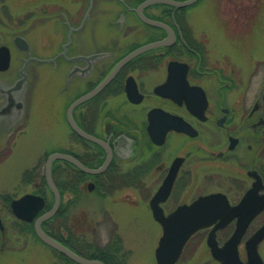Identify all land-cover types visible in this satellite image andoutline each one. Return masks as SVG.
<instances>
[{"label": "flooded vegetation", "instance_id": "flooded-vegetation-1", "mask_svg": "<svg viewBox=\"0 0 264 264\" xmlns=\"http://www.w3.org/2000/svg\"><path fill=\"white\" fill-rule=\"evenodd\" d=\"M109 1L113 12L105 14V0H36L37 18L50 23L48 40L37 48L51 53L48 64L65 79L66 153L95 171L106 164L110 154L104 146L76 133L68 116L70 108L99 87L130 53L169 38L166 30L148 25L137 14L136 9L147 0ZM153 9L161 12L151 14ZM143 13L172 29L174 40L126 62L104 89L75 107L71 114L74 124L105 143L111 161L97 174L66 162L70 198L42 225L80 257L104 264H126L130 251L122 254L120 237L114 231L106 244L89 243L90 226L114 230L118 224L115 220L90 224L85 208L78 236L68 224L77 198L95 194L100 199L139 197L143 201L136 200L133 206L146 207L157 224L154 199L169 181V192H163L157 203L165 216L213 194L226 196L235 207L256 191L251 209L264 199V70L258 69L257 82L250 85L235 77L230 61L210 60V46L202 44L180 9L155 5ZM38 27L42 28L41 23ZM33 63L37 62L29 66ZM21 79L8 81L9 88L0 95L3 131L13 128L25 112V81L19 84ZM239 79L244 81L239 83ZM53 206L54 201L50 210ZM21 222L34 228L35 221ZM263 225L264 206L251 221L242 245ZM236 226L234 219L217 231L219 245ZM212 228L199 231L190 241L205 231L207 244ZM0 231L5 232V227ZM221 233L228 234L225 240L220 239ZM53 251L68 264H79Z\"/></svg>", "mask_w": 264, "mask_h": 264}, {"label": "rangeland", "instance_id": "rangeland-1", "mask_svg": "<svg viewBox=\"0 0 264 264\" xmlns=\"http://www.w3.org/2000/svg\"><path fill=\"white\" fill-rule=\"evenodd\" d=\"M36 6V0H0V47L8 46L12 51L10 69L0 72V95H5L8 81L19 78L22 60L27 58L15 48V37L22 36L30 42L31 56L39 59L51 57V53L40 52L37 48L40 42L48 40L50 23L37 18ZM112 7L113 3L105 0V14L112 13ZM160 12L161 9L150 11L151 14ZM180 12L190 19V25L198 31L195 34L202 44L210 46V60L230 61L236 78H242L250 85L257 82L255 73L258 69L264 70V0H200ZM40 23L41 29L38 27ZM240 79L239 83L244 81ZM65 88L64 75L55 74L49 64H31L25 81V112L8 131L0 127V218L5 227V232L0 231V264H68L36 238L32 225L16 219L10 209L13 199L26 194H42V189L51 206L53 204V195L43 186L41 178L45 177L48 156L66 151L68 147L64 118L68 96ZM2 105L0 103V110ZM3 125L5 122L0 120V126ZM75 150L79 152V148ZM55 177L62 182L59 172ZM62 191L65 205L70 193ZM77 199L68 224L78 236H81L78 229L81 210L85 208L90 224L112 220L118 224L114 230L92 229L90 226L86 236L89 243L106 244L115 235L114 231L120 237L122 254L124 250L130 251L126 264H157L155 252L162 229L146 207L133 206L134 201H143L141 198L122 195L100 199L95 194ZM227 236L226 233L219 235L222 240ZM205 240V231L196 235L178 264H218ZM259 250L264 260V243ZM240 251L242 259L246 260L244 245Z\"/></svg>", "mask_w": 264, "mask_h": 264}, {"label": "water", "instance_id": "water-1", "mask_svg": "<svg viewBox=\"0 0 264 264\" xmlns=\"http://www.w3.org/2000/svg\"><path fill=\"white\" fill-rule=\"evenodd\" d=\"M199 0H187V1H176V0H147L142 3L136 12L139 17L148 25L164 29L168 32L169 38L157 43H151L145 45L136 51L126 56L120 63L118 69L123 66L126 62L132 60L134 57L142 52L168 45L170 40H174V33L172 29L166 26L164 23L148 19L144 15V10L152 5H168L176 9H182L194 5ZM14 45L22 51L29 52V43L23 37H16L14 39ZM34 58H29L25 61V64L20 71L22 79L19 84L26 81L27 74L26 70L28 65ZM42 62V61H41ZM45 62H50L47 60ZM11 65V50L7 46L0 47V71H7ZM118 69L113 72L99 87L88 95L83 96L77 100L69 110V120L73 126V129L80 136L94 141L104 146L110 156L106 164L99 170H90L80 164L75 158L65 153H53L46 161L45 165V179L49 189L52 191L55 204L54 207L38 217V215L45 209L46 200L44 197L35 194H26L19 199L11 202V209L16 218L26 221L33 222L35 220L34 229L37 237L41 242L56 250L65 257L79 264H104L99 260H89L80 257L66 246L52 238L48 233L44 231L42 225L45 221L51 219L59 211L61 206V195L58 187L55 184L53 178V165L56 161L72 162L81 170L87 173H101L103 172L111 161V153L108 146L102 141L95 139L80 128H78L71 117V114L76 106L82 102L90 99L97 93H99L108 83L115 77ZM169 186L163 187L156 195L153 203V215L154 219L162 226L163 234L159 240L158 247L155 252L157 264H177L180 260L184 248L186 247L189 240L198 231L213 227L207 244L211 250L212 257L220 262V264H264V261L259 253V245L264 240V225L245 243V251L247 260L243 261L240 256V245L243 237L254 217L261 211L264 206V199L255 206V209H251L252 201L251 198L255 195L256 191H252L246 195L241 203L235 207H232L226 196L222 194H213L209 196L200 197L190 205H183L175 210L168 216H165L163 210L157 204L160 199H163V192H169ZM237 219V226L231 237L222 245H219L216 233L219 230L224 229L231 221ZM0 228L3 230L4 226L0 218Z\"/></svg>", "mask_w": 264, "mask_h": 264}, {"label": "trees", "instance_id": "trees-1", "mask_svg": "<svg viewBox=\"0 0 264 264\" xmlns=\"http://www.w3.org/2000/svg\"><path fill=\"white\" fill-rule=\"evenodd\" d=\"M62 152H65V151H62ZM57 172H59V174L62 175V180H60L62 182H59V181H57L55 179L56 185L58 186V188L60 190H63V189L66 190L67 189V181H66V178H65V175H64L65 174V163L64 162H56L54 164V168H53L54 178H56L55 176H56ZM41 179H42L41 182H42L43 186L47 187V183H46L45 177L43 176ZM40 193L44 194V196L48 200L46 192H44V189L40 190ZM61 193L63 195V191ZM47 207H48V209L51 207V204L49 203V200H48V206Z\"/></svg>", "mask_w": 264, "mask_h": 264}]
</instances>
